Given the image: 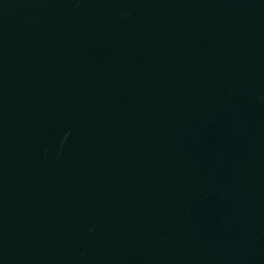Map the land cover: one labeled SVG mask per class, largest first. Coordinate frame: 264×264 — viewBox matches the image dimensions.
<instances>
[{
	"label": "water",
	"instance_id": "95a60500",
	"mask_svg": "<svg viewBox=\"0 0 264 264\" xmlns=\"http://www.w3.org/2000/svg\"><path fill=\"white\" fill-rule=\"evenodd\" d=\"M0 264H264V0H0Z\"/></svg>",
	"mask_w": 264,
	"mask_h": 264
}]
</instances>
